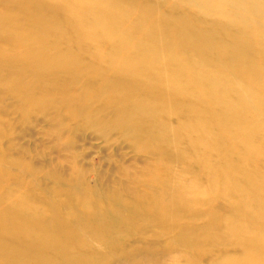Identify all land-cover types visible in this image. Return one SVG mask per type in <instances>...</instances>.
<instances>
[{"label": "rangeland", "instance_id": "obj_1", "mask_svg": "<svg viewBox=\"0 0 264 264\" xmlns=\"http://www.w3.org/2000/svg\"><path fill=\"white\" fill-rule=\"evenodd\" d=\"M32 1L0 0V14L3 15H0V211L11 216L13 208L18 209L15 216H18L19 220L27 218V222L29 221L25 228L24 226L19 227L22 232L16 229L15 238L10 241L5 240L14 249L20 247L28 250L24 259L22 258L23 260L21 259L17 264H224L231 256H233L232 258L242 256L246 246L227 235V220L236 206L231 204L226 199L227 197H224L217 189H209L210 177L202 171L204 169L199 167V152L190 146L191 141L185 130V124L187 119L192 117V113L189 111L191 107H186L191 103L189 100H184L187 103L182 100V110L184 107V109L189 108V110H183V114L181 113L186 118L177 111V107L171 105L175 104V100L171 99L170 86L168 87L164 79L163 69L165 66L163 65L167 63V60H165L163 49L160 50L159 57L153 60L155 62L149 61L146 62L147 64H142L137 74L132 72L131 67H129L131 69L127 68L126 63H123L124 61L119 58L114 36L109 34L105 36L102 29L98 28L94 29L95 31L92 29L90 34L86 33V35L84 32L82 35L79 26L76 28V24L73 23L74 20L67 10L61 9L62 4L58 2L59 0H54L55 3L58 2L56 4L52 3L53 0ZM97 1L101 4V7L96 9L97 17L111 24L117 23L116 26L121 25L124 21L121 15L134 21L140 18L139 10L145 11L144 18L149 16L147 21L150 20V23L158 26L154 25L153 33L150 32V34L152 33L151 35L156 39L159 37L160 41H164L172 31V35L180 38L182 34L175 31L177 26H179L177 31L180 29L187 31H184L188 35L183 34V39L189 38L192 34L194 35L191 36L193 39L200 35L198 38L200 41H195L197 38L194 42H191L192 38L188 39L190 42L186 39L190 43L189 45L194 44L195 48L193 46L192 48L195 49V52L189 48L191 46L187 47L189 51L186 49L188 54L193 52L194 57L186 55V50L183 51L184 54L191 59H197L198 55L202 54L200 49L205 48V51L202 49L204 54V57L201 56L202 63H205L207 59L210 60V56H213L212 65L211 61H208V64L203 63L204 67L206 69L208 67L215 68L214 70H217L220 75L223 74L221 77L224 79L229 76L230 81L226 80L229 83L233 80L230 87L232 86L235 94L240 96L237 97L238 95L236 96L232 92V95L229 93L230 98L232 97L234 101L235 97L237 100L240 98L238 101L236 100L240 107L244 104L242 107L244 112L255 125V135L259 133L258 138L255 137V139L258 144L260 143L259 148L264 150V138H262L264 137V114L260 113V111L264 113L261 100L264 97L262 92L264 77L247 74L249 66L255 61L258 63L255 65H262L264 54H252L243 46L252 45L251 37L246 38L240 36L241 34H236L235 29L228 26L226 18H222L223 21L216 17L213 18L214 15L206 11L202 0ZM105 3L109 5V8L108 5L105 6ZM125 3L131 4L130 7ZM124 4L126 8L123 6ZM33 5L37 8H32ZM49 5L50 8L47 7ZM142 6H145L144 9L141 8ZM24 7L29 10L35 9L44 14L41 16L48 18L47 21H44L46 26L47 24L50 28L54 26L53 29L58 30L59 32L56 31L58 34L56 33V36L54 34L50 36V34L45 38L46 40L44 39V43L36 44L38 47L35 45L36 47L33 48L32 45L31 48H28L32 41L29 40L31 36H28V32L32 29L30 27L36 26V23L41 26L42 23H40L41 20L33 19L29 25L34 23L29 26L28 22L31 21V18L29 19L23 14ZM21 8L22 10H20ZM149 8L154 9L149 11ZM128 9L131 15H129ZM99 10L102 15H107L102 17ZM5 11L7 14H3V12L6 13ZM134 11L137 12L138 17ZM149 12L156 16L149 15ZM209 13L212 17L208 16ZM116 14L120 15L121 18L118 17V19H121V22L117 20ZM163 17L164 21H161ZM109 18L114 19L110 20ZM50 20L53 21V25L52 23L49 25ZM56 20L59 22L57 23ZM69 21L75 25L72 26ZM165 21L167 23H163ZM158 22L165 27H160ZM24 25H26L25 28ZM39 26L37 25L36 28ZM169 27L175 29L170 32ZM36 28L34 27V29ZM164 28H168L170 34ZM68 31L69 33H67ZM161 31H167L169 35L165 33L166 35L161 37L163 34ZM93 32L96 33L98 39L94 37ZM92 33L93 38L89 36ZM70 34L77 40H72ZM33 35L36 36L35 33ZM23 36L25 39H22ZM64 37L67 39L66 43ZM86 37L88 38L86 39ZM134 37L137 38L136 41L141 40L137 41L141 47H148L149 43L143 35L137 34ZM26 39L30 42H26ZM68 39H71V42ZM201 39L206 42H202ZM243 39L246 41L244 40V42ZM24 40L25 42H23ZM73 42L81 43H78V46L71 44ZM109 42L115 43V46H110ZM56 43H61L62 46ZM75 46L79 47V58ZM200 46L204 47L200 48ZM251 47L255 48L254 45ZM113 49L114 51H112ZM215 49H220V51L216 50V53ZM237 49L238 51H236ZM145 50L148 53L149 48H145ZM115 51L117 56L116 53L114 54ZM204 52L209 53V58L205 56ZM57 53H62L61 56L58 55L60 63L57 61V64H53L54 66L49 64V67L43 68V72L40 73L43 76L38 78L39 72H35L38 70L35 59L38 56L47 59L48 56ZM110 54L113 55V59L115 58L113 61L117 63V67L122 65V71L118 70L122 74L118 73L116 76L117 69L115 72L114 68L113 71L110 68L112 72L108 70L109 61L113 63L112 58L108 60L109 57H112ZM30 56L32 59L29 58ZM99 59L98 65L96 61ZM163 59L166 63L161 62ZM215 59L219 66L214 63ZM32 61L36 67L32 66ZM236 62L240 63V66L243 65L242 69H245L246 73L240 72V66H237ZM116 66L113 67L117 68ZM120 66L119 68H121ZM217 67L221 68L217 69ZM80 71L83 75H80ZM123 72H126V75ZM78 74L82 77L79 78ZM128 74L136 78L134 79ZM244 79L247 81L242 84ZM253 80L255 82L259 80L258 84H254L255 87L257 86L256 89L252 85ZM148 81L153 83V91L150 90L152 84H149ZM245 84L247 85L245 86ZM130 88H132L131 92ZM66 89L69 91L68 94ZM124 89L127 92L122 94L125 92ZM154 89L158 94L154 93ZM255 90L257 91L255 92ZM136 91L142 96L135 93ZM87 92L88 94H86ZM133 92L136 96L134 99H138V102L131 101L133 98L127 97L132 96ZM127 93L129 94L127 95ZM157 95L158 97H156ZM147 97H151L150 100H145L146 103L143 102ZM115 99L116 102H114ZM258 100H261L260 103ZM256 101L260 105L257 106ZM141 102H143V106L140 105ZM159 103L162 107L158 106ZM133 104L136 106L133 107ZM135 107L136 109H134ZM153 107L155 111L152 109ZM159 107L161 110L163 109L162 114ZM124 109L128 111H124ZM180 110L181 108H179ZM129 111L132 115L135 112L140 117L139 123L138 117H135L137 115L134 114L130 117L131 114H127ZM187 111L191 115L190 117L185 114ZM155 112L157 113L156 118L152 120L151 116L155 117ZM128 117H130L129 120L133 119L134 121L137 118V122L132 121L135 126H138L135 127L129 120L127 123ZM150 117L151 119H149ZM122 120L124 121L122 122ZM156 120L158 121L156 122ZM156 123L158 124L156 125ZM152 125L157 126L154 128L155 131ZM133 126L134 128H132ZM160 126L164 129H161ZM141 127L143 130L139 135ZM151 136H154L155 139ZM258 139H262L263 142ZM228 151L229 154H232L233 146L228 148ZM261 155H264V151L261 152ZM257 158L255 154L250 156L252 163L249 167L255 168L258 172L260 170L259 173L264 177V160L259 155ZM220 165L224 171H228L231 167L230 158L222 159ZM257 165H260V167L258 166L259 170L255 167ZM34 222L42 223L43 227L54 233L58 240L57 244L47 245L48 248L58 246V249L46 251V255L50 259L52 258L48 263H40L38 256L34 254L41 244ZM1 238H5V235L1 233L0 228V240ZM3 245L4 243L0 244L3 249L0 248V264H12L13 260L3 259L5 254ZM3 251L4 253H2ZM4 257L8 258L6 255Z\"/></svg>", "mask_w": 264, "mask_h": 264}, {"label": "bare ground", "instance_id": "obj_2", "mask_svg": "<svg viewBox=\"0 0 264 264\" xmlns=\"http://www.w3.org/2000/svg\"><path fill=\"white\" fill-rule=\"evenodd\" d=\"M15 1V0H14ZM30 1V0H28ZM34 1V0H33ZM32 1V2H33ZM37 1V0H36ZM39 1V0H38ZM110 1V0H109ZM123 1V0H121ZM120 1V2H121ZM186 1V0H185ZM201 1V0H200ZM20 2V1H19ZM17 2V3H19ZM59 3L62 4V8L61 9H66L67 10V13L71 16V18L74 20L73 23L76 24V28H78L79 26V30L81 31L82 35L83 33L84 34H90V31H95L94 29L98 28V29H102V31L104 32L103 34H105V36L107 34L109 35H112L114 36L115 38V42L117 43L116 47L118 48H115L118 50V54L116 53V51L114 52V54L116 53V56L118 55L119 58L124 61L123 63H126V65L128 66L127 68L131 67L132 68V72H135V73H139L140 71V66L146 62H149V61H153L154 59H156V57L158 58L159 56V53H160V50L163 49V51L165 52V56H166V59L165 57H163L165 60H167V63L165 62V60H161V62H165L166 64H164L163 66H165V69H163L162 71L164 72V76H165V83L168 85V87L170 86V90H171V99L172 100H175L174 103L175 104H171L173 107H177V111L181 114H183V110L186 111V109L183 108L182 110V104H183V101L185 100H189V102L191 103L190 105L188 104V106L186 107H191L190 110L189 108L187 110L191 111L192 113V117L187 119L185 122V130L187 131V134L190 138V146L194 147V149H197L198 152H199V155L198 157V160H199V167H201L202 171H204L205 173H207L209 175V189H217V191H219L221 194H223L224 197H227L226 199H228L230 201L231 204H233L234 206H236V208L233 210V212L231 213V215H229L228 217V220H227V229H228V236L233 238V239H236L239 243H242L244 244V246H246L244 249L245 251L243 252V255L240 256V257H234L232 258L233 256H231L230 259H228L226 262H224V264H264V177L261 176V174L259 173L260 172V165H257L255 167H257V170H255V168L251 169L249 167L250 163V156L254 155L257 156L259 155V157L261 156L262 159L264 160V155L262 156L261 155V152L262 149H260V143L258 144L257 140L255 139V137L258 138V134L255 135L256 131H255V125L253 124V122L248 119L247 117V113L244 112L243 108L244 107V104L243 106L241 105V107L239 106V104L236 102L237 100V97H239L240 95L238 94H235L236 92L234 91V89L232 88V86L230 87V84L232 85V81L229 83L227 82L226 80H229L230 77L227 76V79L225 78H222L221 76L223 74L220 75V73L217 71V70H214L213 67L212 69L208 67V69H206V67H204L203 63H202V57H204V54H203V50L205 51V48H202L200 49L202 54L198 53V57L197 59L196 58H189L191 55L194 57L193 55V52L188 54V49L187 47L188 46H191L189 45L190 41L188 39L192 38L191 36H189V38L186 37V39L189 41H187L186 39H183V34H185L184 31L186 30H183V29H180V30H176V29H179L177 26L175 31L178 33L180 32L179 34H182L181 37L182 39L178 37H176L175 35H172L173 33V29H170L171 27H169L170 29V32H171V35L170 32H169V29H165L164 30H168L169 34L166 32H162L164 31L162 29V35L161 37L167 33L169 36L166 37V39L164 41H160L157 37L154 38V36H152L151 34L153 33V26L155 25L154 23H150L148 20V17L149 16H146L147 18L145 19L144 16H145V11H141L139 10V16L140 18L137 19V20H134V21H131L128 17H123L121 15V17L123 18L124 21H121L124 23H122L121 25H115L117 23H114V24H111L109 22H106L100 18L97 17V14H96V9L101 7L99 1L97 0H62V1H58ZM56 2V3H58ZM103 2V1H101ZM124 2V1H123ZM202 4H204V7L206 8V11L208 12H211L213 16V18H219V20L222 18L223 19H227L228 21V26H230L232 29H235L234 32H236V34H241L240 36H243V37H251V40H252V45L251 44H246V45H243L246 47V49L248 51H251L252 54H264V0H202L201 1ZM21 3V2H20ZM37 3V2H36ZM40 3V2H39ZM54 4H56L53 0ZM104 3V2H103ZM107 3V2H106ZM105 3V6H107ZM144 3V2H143ZM30 4V3H29ZM119 4V3H118ZM126 4V3H125ZM123 5L124 7L126 5ZM20 5V4H19ZM21 5H23L21 3ZM20 5V7H21ZM40 5V4H39ZM43 5V4H41ZM40 5V6H41ZM104 5V4H103ZM121 5V4H119ZM129 5V4H128ZM131 5V4H130ZM130 5L128 7H130ZM140 5V4H138ZM144 5V4H143ZM24 6V5H23ZM26 6V5H25ZM36 6V4H35ZM33 5L32 8L35 7ZM178 6V5H177ZM29 7V6H27ZM26 7V8H27ZM37 7H38V3H37ZM35 7V8H37ZM44 7V6H43ZM50 8V5L47 6ZM114 7V6H113ZM112 7V8H113ZM132 7V6H131ZM143 7L145 6H142L141 8L144 9ZM24 7V15H26V17H29V19L31 20L30 22H28V25L33 21V19L35 20H41L40 23L41 26H39V23L37 24L36 23V26L38 25L39 27L36 28V26H34L36 29H34V27L32 26V23L31 25L29 26H32L30 28V31L28 32V36H31V38H29V40H32L31 41V46L28 47V48H31L32 45H33V48L34 47H38L39 43L43 42L44 39L49 36H52V34H58V30H54L53 27L50 28L47 24L46 26V22L44 23V21H47L46 17L44 18L43 16L41 15H44V14H41L39 13L40 11H36L35 9H26ZM31 8V7H30ZM39 8V7H38ZM41 8V7H40ZM108 8H109V5H108ZM116 8V7H115ZM120 8V7H119ZM126 8V7H125ZM200 8V7H199ZM198 8V9H199ZM123 9V8H122ZM121 9V11H122ZM133 9V8H132ZM135 9V8H134ZM154 9V8H152ZM152 9H148L149 11H151ZM201 9V8H200ZM22 10V8L20 9ZM35 10V11H34ZM98 10V9H97ZM111 10V9H110ZM108 10V11H110ZM146 12H148L147 9H145ZM203 10V9H201ZM100 11V10H99ZM114 11V10H113ZM127 11V9H126ZM124 11L127 15L128 13ZM129 11V9H128ZM6 12V11H5ZM23 12V11H22ZM106 12V11H105ZM117 12V11H116ZM123 12V11H122ZM130 12V11H129ZM136 11H134L135 13ZM154 12V10H153ZM101 13V16L104 17L106 15H102V12L100 11ZM132 13V14H134ZM155 13V12H154ZM154 13H152L154 15ZM199 13V12H198ZM203 13V11H202ZM3 14H7L3 12ZM48 14V13H47ZM110 14V13H109ZM204 14V13H203ZM202 14V16H204ZM2 15V13L0 14ZM51 15V14H50ZM114 15V14H113ZM112 15V17H113ZM131 15V12L130 14ZM137 16V12L135 14ZM133 15V16H135ZM149 15H151V12H149ZM151 15V16H153ZM211 15L210 13L208 14V16ZM211 15V17H212ZM3 16V15H2ZM116 18L117 20L118 17V14H116ZM135 16V17H136ZM150 16V17H151ZM156 16V14H155ZM153 16V17H155ZM1 17V16H0ZM119 17V18H121ZM138 17V16H137ZM6 18V16H5ZM4 18V19H5ZM69 18V16H68ZM70 18V19H71ZM3 19V20H4ZM45 19V20H44ZM57 19V18H56ZM110 19V18H109ZM114 19V18H112ZM110 19V20H112ZM151 19V18H150ZM159 19V18H158ZM164 19L161 18V21H164L162 20ZM35 20V21H36ZM119 20V21H120ZM152 20V19H151ZM166 20V18H165ZM216 20V19H215ZM2 21V20H1ZM51 21V22H50ZM48 22L49 25L53 22L52 20H50ZM108 21V20H107ZM114 21V20H113ZM118 21V23H119ZM120 21V22H121ZM154 21H158V20H154ZM160 21V22H161ZM223 21V20H222ZM226 22V20H224ZM57 22V20H56ZM59 22V21H58ZM57 22V23H58ZM70 22V21H69ZM111 22V21H110ZM115 22V21H114ZM5 23V22H4ZM57 23L54 25H57ZM72 24V22H70ZM159 23V22H158ZM163 23H167L166 21L163 22ZM75 24H72L75 25ZM120 24V23H119ZM160 24V23H159ZM4 25V24H3ZM1 25V26H3ZM26 25H27V21H26ZM24 25L23 27L25 28ZM53 25V23H52ZM68 25V24H67ZM163 25V24H162ZM180 27H181V24H179ZM71 26V27H72ZM156 26V25H155ZM154 26V27H155ZM28 27V26H27ZM56 27V26H55ZM59 27V26H58ZM68 27V26H66ZM70 27V28H71ZM158 27V26H156ZM160 27H165V26H161L160 24ZM73 28V27H72ZM194 28V27H193ZM193 28H191L193 30ZM75 29V28H74ZM195 29V28H194ZM36 30V31H35ZM66 30V29H65ZM77 30V29H76ZM75 30V32H76ZM77 30L79 33L80 31ZM160 30V28H159ZM183 30V31H182ZM198 30V29H197ZM229 30V29H228ZM22 31H24V29H22ZM26 31H28L26 29ZM58 31V32H56ZM158 31V30H157ZM200 31V30H198ZM198 31H195V32H198ZM25 32V31H24ZM77 32V33H78ZM97 32V30H96ZM150 32H152L150 34ZM187 32V31H186ZM27 33V32H26ZM36 34V36H34L33 34ZM65 33V32H64ZM69 33V31L67 32ZM78 33V34H79ZM80 33V34H81ZM94 33V32H93ZM93 33L92 35H89L90 37L92 36L93 38ZM160 33V32H159ZM231 33V32H230ZM60 34V33H59ZM86 34V35H87ZM143 35L144 36V39L146 41H148V47H141L139 45V41L137 43L136 39L134 36L135 35ZM176 34V33H175ZM235 34V35H236ZM68 35V34H67ZM94 37L97 38V35L96 33H94ZM166 35V34H165ZM188 35V34H187ZM199 35V33H198ZM227 35V34H226ZM225 35V36H226ZM56 36V35H55ZM58 36V35H57ZM60 36V35H59ZM77 35L75 34V37ZM80 37V35H78ZM88 36V37H89ZM156 36V34H155ZM158 36V35H157ZM194 36V35H193ZM200 36V35H199ZM198 36V38H200ZM211 36V35H210ZM69 37V36H68ZM70 37L73 39H75L74 37H72V35L70 34ZM86 37V39L88 38ZM89 37V39H90ZM160 37V38H161ZM202 37V36H201ZM208 37V36H207ZM20 38V37H19ZM50 38V37H49ZM53 38V37H52ZM66 37H64V40L65 43L67 42V39H65ZM149 40H148V39ZM197 38V36L195 37V39ZM193 39L191 40V42H194L199 40V39ZM205 38V37H204ZM209 38V37H208ZM241 38V37H240ZM21 39V38H20ZM22 39H25L24 36ZM48 39V38H47ZM95 39V38H94ZM98 39V38H97ZM164 39V38H163ZM17 40V39H15ZM27 40V39H26ZM29 40H27L26 42H30ZM46 40V39H45ZM50 40V39H49ZM63 40V41H64ZM69 40V39H68ZM77 40V38L75 39V41ZM79 40V39H78ZM80 40L81 37H80ZM79 40V41H80ZM226 40V39H225ZM245 39H243L244 41ZM71 42V39L69 40ZM105 41V39H104ZM200 41V40H199ZM202 42H204L202 39H201ZM209 41L212 42V40L209 38ZM235 41V40H234ZM246 41V40H245ZM244 41V42H245ZM14 42V41H13ZM16 42V41H15ZM25 42V40L23 41ZM56 42V41H55ZM59 42V41H58ZM57 42V43H58ZM83 42V41H82ZM93 42V41H92ZM108 42V41H107ZM206 42V41H205ZM204 42V43H205ZM249 42V41H248ZM44 43V42H43ZM45 43H47V41H45ZM54 43V42H53ZM56 43V44H57ZM62 43V42H61ZM61 43L57 44V45H61ZM78 43H81V42H78ZM78 43H71V44H76L78 45ZM225 43V42H224ZM250 43V42H249ZM38 44V45H36ZM64 44V43H63ZM109 44H111L109 42ZM113 44V45H112ZM110 46H115V43H112ZM192 46L194 47V44L191 43ZM196 44V43H195ZM202 44V43H201ZM223 44V43H222ZM36 45V46H35ZM71 45V46H73ZM199 45V44H198ZM203 45V44H202ZM205 45V44H204ZM254 45V49L251 47V46ZM62 46V45H61ZM60 46V47H61ZM79 46V45H78ZM76 47L77 48V56L79 58V54H78V48L79 47ZM85 46V45H84ZM109 46V47H110ZM191 48V50H195L194 48ZM197 46V45H196ZM214 48H215V44L213 45ZM223 46V45H222ZM225 46V45H224ZM230 46V45H228ZM243 46H240V47H243ZM16 47H19V46H16ZM25 47V46H24ZM24 47H22V49H24ZM81 47V46H80ZM199 48V46H197ZM201 47H204V46H200ZM208 47V46H207ZM21 48V47H19ZM26 48V47H25ZM57 48V46H56ZM82 48V47H81ZM91 48V47H90ZM104 48V47H103ZM111 48V47H110ZM109 48V49H110ZM145 48H149V51L148 53H146L145 51ZM217 48V47H216ZM222 48V47H220ZM227 48V47H226ZM231 48V47H230ZM63 49V48H62ZM87 49V48H86ZM89 49V48H88ZM93 49V48H92ZM107 49V48H105ZM188 51H187V50ZM224 49V48H223ZM233 49V48H231ZM230 49V50H231ZM25 50V49H24ZM57 50V49H56ZM71 50V49H70ZM80 50V49H79ZM104 50V49H103ZM187 51V54L186 55H189V57L184 54L183 51ZM216 50H219L220 49H215V52ZM26 51V50H25ZM29 51H31V49H29ZM76 51V50H75ZM81 51V50H80ZM82 51H83V48H82ZM107 51V50H106ZM114 51V49L112 50ZM198 51V50H196ZM238 51V49L236 50ZM28 52V51H26ZM36 52V50H35ZM109 52V51H107ZM195 52V51H194ZM207 52V51H206ZM31 53V52H30ZM64 53V52H63ZM104 53V52H103ZM163 53V52H162ZM186 53V52H185ZM205 53V52H204ZM217 53V52H216ZM222 53V52H220ZM239 53V52H238ZM28 54V53H26ZM37 54V53H36ZM62 53H57V54H54L52 56H48L47 59H44V58H40L38 56V58L35 59V65L37 66H34L33 63L34 61H32V66L33 67H36L38 68V70L40 71H35V72H39L36 73L38 74V78H40L41 75L40 73H42L43 71V68L47 67L49 64H52V66H54L53 64H57V61H58V55H60ZM107 54V53H106ZM112 54V53H111ZM112 57H109L108 55V60L112 58V62L110 63V67L108 70H110V68H112L111 70L113 71V68H114V72L116 71L117 69V73L115 72L116 76L117 74L122 71V65H118V67L116 66L117 63L115 64L113 60H115V58L113 59V55H111ZM195 54V53H194ZM209 54V53H208ZM208 54L205 53V56L208 57ZM219 54V53H218ZM240 54V53H239ZM30 55V54H29ZM35 55V54H34ZM44 55V54H43ZM65 55V54H64ZM211 55V54H210ZM209 55V56H210ZM221 55V54H220ZM235 55V54H233ZM243 55V53H242ZM241 55V56H242ZM41 56V55H40ZM46 56V55H45ZM44 56V57H45ZM61 56V55H60ZM63 56V55H62ZM104 56V55H103ZM115 56V57H116ZM196 56V55H195ZM237 56V55H235ZM32 56H30L29 58H31ZM35 57V56H34ZM43 57V56H42ZM66 57V56H65ZM213 57V56H212ZM212 57L210 56V60H208L206 57V61L205 63L208 64V61H211L210 64L212 65ZM231 57H234V56H231ZM46 58V57H45ZM71 58V57H69ZM227 58V57H226ZM230 58V57H229ZM235 58V57H234ZM260 58V57H259ZM32 59V58H31ZM62 59V58H61ZM94 59V58H93ZM96 59V58H95ZM101 59V58H100ZM100 59L99 61H96L97 64L98 62H100ZM105 59V58H104ZM231 59V58H230ZM67 60V58H66ZM220 60V59H219ZM226 60V59H225ZM246 60V59H245ZM244 60V61H245ZM79 61V60H78ZM204 61V60H203ZM216 61V59H215ZM221 61V60H220ZM227 61V60H226ZM238 61V59H237ZM240 61V59H239ZM255 61V59H254ZM60 63V61H58ZM118 62V60H117ZM120 62V61H119ZM155 62V61H153ZM214 62V61H213ZM233 62V61H232ZM241 62V61H240ZM250 62V61H248ZM253 62V60H252ZM258 62H260L258 60ZM63 63V61H62ZM66 63V62H65ZM67 63H70V61H67ZM103 63V62H102ZM106 63V61H105ZM108 63V64H109ZM204 63V64H205ZM218 65L217 61L214 62ZM226 63V62H225ZM237 63V62H236ZM256 64H258L256 61H255ZM252 64L251 66H249V69L247 70V74H250L252 76H260L262 75V77H264V73H263V70H264V61L262 62V65H255ZM261 63V62H260ZM92 64V63H91ZM90 64V65H91ZM106 64V65H108ZM113 64V65H112ZM115 64V65H114ZM121 64V63H120ZM147 64V63H146ZM152 64V63H151ZM222 64V63H221ZM231 64V63H230ZM233 64V63H232ZM239 64V65H238ZM247 64V63H246ZM82 65V64H81ZM99 65V64H98ZM97 65V66H98ZM235 65V64H234ZM237 66H240V63H237L236 64ZM242 65V63H241ZM51 66V65H50ZM51 66V67H52ZM61 66V65H60ZM76 66V65H74ZM84 66V65H82ZM81 66V67H82ZM89 66V65H88ZM109 66V65H108ZM112 66V67H111ZM113 66H116L117 68L113 67ZM119 66L121 68H119ZM148 66V65H147ZM151 66V65H149ZM49 67V66H48ZM87 67V66H86ZM93 67V66H92ZM211 67V66H210ZM40 68V69H39ZM78 70L77 67H75ZM119 68V69H118ZM126 68V67H125ZM129 68V69H131ZM221 67H217V69H219ZM237 68V67H236ZM244 68L243 65L240 66V72L242 71V73H246L244 72L245 69H242ZM35 69V68H34ZM80 69V68H79ZM107 69V68H106ZM121 69V70H120ZM150 69V68H149ZM223 69V68H222ZM225 69V68H224ZM47 70V69H45ZM110 70V71H111ZM120 70V71H118ZM125 70V69H123ZM127 70V69H126ZM221 70V69H220ZM229 70V69H227ZM82 71V69H81ZM80 71V75H83L84 71L81 72ZM86 71V70H85ZM89 71V69L87 68V72ZM111 71V72H112ZM131 71V70H130ZM161 70H159L160 72ZM223 72V70H221ZM220 71V72H221ZM225 71V70H224ZM86 72L87 75H89L88 73ZM90 72H92V70H90ZM94 72V71H93ZM127 72V71H126ZM126 72L124 73L126 75ZM145 72V71H144ZM221 72V73H222ZM130 73V72H129ZM161 73V72H160ZM226 73V72H225ZM99 74V73H98ZM102 74V73H101ZM119 74H122L119 73ZM229 75V74H227ZM79 76V74H78ZM77 76V80L82 77V76H79L78 78ZM91 76V75H90ZM121 76V75H120ZM128 76L130 77H134V79L136 78L135 76H131V74H128ZM162 76H163V73H162ZM161 76V77H162ZM84 77V76H83ZM93 77V76H92ZM99 77V76H98ZM129 77V78H130ZM141 77V76H140ZM229 77V78H228ZM85 78V77H84ZM83 78V79H84ZM247 78V77H246ZM252 78V77H251ZM257 78V77H256ZM86 79V78H85ZM161 79V78H160ZM239 79V77H238ZM243 79V78H242ZM249 79V78H248ZM258 79V78H257ZM142 80V79H141ZM144 80V79H143ZM252 80V79H251ZM261 80V79H260ZM263 80V78H262ZM138 81V80H137ZM230 81V80H229ZM244 80H242V84L245 83ZM259 81V80H257ZM255 82L253 80V84H258V82ZM143 82V81H142ZM149 84L151 83V81H148ZM164 82V81H163ZM255 82V83H254ZM264 82V80H263ZM261 82V83H263ZM137 83V82H135ZM147 83V82H146ZM145 83V86L147 87ZM241 83V82H240ZM260 83V82H259ZM152 86H151V89L149 87L150 90H152L153 88V83H151ZM241 84V85H242ZM264 84V83H263ZM138 85V84H137ZM247 84H245L246 86ZM262 85V84H261ZM261 85L259 86L261 88ZM123 87H125L124 85H122ZM139 86V85H138ZM144 86V87H145ZM264 87V85H262ZM104 87V86H103ZM122 87V88H123ZM155 87V86H154ZM243 87V86H242ZM252 88V86H250ZM255 87V85H254ZM253 87V89H254ZM262 87V92L264 93V89ZM133 88V87H132ZM132 88H130L131 90H129L130 92L132 91ZM139 88V87H138ZM163 88V86H162ZM233 90H232V89ZM257 88V86L255 87V89ZM62 89V88H61ZM142 90V88H140ZM164 89V88H163ZM252 89V90H253ZM64 90V89H62ZM67 90V89H66ZM125 92H122V94L126 93V89H124ZM134 90V88H133ZM147 90V89H146ZM247 90V89H246ZM68 91V90H67ZM67 91H64V92H67ZM122 91V90H121ZM135 91V90H134ZM153 91V90H152ZM157 90L154 89V93H157L158 92H155ZM240 91V90H239ZM249 92H251L250 90H248ZM247 91V92H248ZM257 90H255L256 92ZM129 92V93H130ZM237 96V97H233L234 99H236L235 101L232 100V97L230 98V95L229 93L232 95L233 93ZM259 92V91H258ZM61 93V92H59ZM69 93V91L67 92V94ZM127 93V95L129 94ZM135 93H138V91H136ZM168 93H169V90H168ZM253 93H254V90H253ZM260 93V92H259ZM258 93V96L260 97V94ZM262 93V95H263ZM64 94V93H63ZM88 94V92L86 93ZM119 94V93H118ZM134 92L132 93V96H127L129 98H133L131 101H135L136 99H134L136 96ZM140 93H138L139 95ZM147 94V93H145ZM170 94V93H169ZM248 94V93H247ZM117 95V94H116ZM141 95V94H140ZM229 95V96H228ZM234 95V96H235ZM253 95V94H252ZM68 97H70V95H67ZM88 96V95H87ZM126 96V95H125ZM135 96V97H134ZM142 96V95H141ZM148 96V95H147ZM152 96V95H151ZM249 96V95H247ZM63 97H65L63 95ZM83 97V96H82ZM116 97V96H115ZM114 97V98H115ZM122 97V95H121ZM139 97V96H138ZM149 97V96H148ZM142 98L144 99L143 102L145 100H150V98ZM158 97V95L156 96ZM156 97H153V99ZM160 97V96H159ZM250 97H251V94H250ZM161 98V97H160ZM174 98V99H173ZM253 98V96H252ZM251 98V99H252ZM261 98V97H260ZM113 99V98H112ZM141 99V101H142ZM240 98H238L239 100ZM254 99V98H253ZM258 99V98H257ZM120 100V99H119ZM138 100V99H137ZM136 100V101H137ZM152 100V99H151ZM158 100V99H156ZM160 100V99H159ZM183 100V101H182ZM237 100V101H238ZM262 100V107L264 109V97L261 99ZM260 100V101H261ZM139 101V100H138ZM137 101V102H138ZM153 101V100H152ZM155 101V100H154ZM184 101V102H185ZM260 101L258 100V102L260 103ZM116 102V99L115 101ZM121 102V101H120ZM123 102V100H122ZM136 102V103H137ZM143 102H141L140 105L143 104ZM147 101H145L146 103ZM149 102V101H148ZM156 103H158L157 101H155ZM240 102V101H239ZM243 102V101H242ZM257 102V101H256ZM257 102V103H258ZM144 103V104H145ZM152 103V102H151ZM161 103V101H160ZM160 103L158 106H160ZM182 103V104H181ZM187 103V102H185ZM241 103V102H240ZM244 103V102H243ZM255 103V101H254ZM257 104L260 105V104ZM38 104V103H37ZM124 105V103H122ZM131 104V103H130ZM162 104V103H161ZM249 104V103H248ZM115 105V104H114ZM119 105V103H118ZM116 105V106H118ZM121 105V104H120ZM122 105V106H123ZM148 105V104H147ZM163 105V104H162ZM162 105L160 107H162ZM115 106V107H116ZM131 106V105H130ZM136 106V104L134 105L133 104V107ZM143 106V105H142ZM146 106V104H145ZM247 106V105H246ZM124 107V106H123ZM132 107V108H133ZM149 107V106H148ZM159 107V108H160ZM171 107V106H170ZM249 107V106H248ZM126 108V107H125ZM147 108V106H146ZM179 108H181V110L179 111ZM242 108V109H241ZM257 108V107H256ZM261 108V107H259ZM116 109V108H115ZM128 109V108H127ZM126 109V110H127ZM136 109V107L134 108ZM154 111V107L152 108ZM171 109H174V108H171ZM124 109V111H126ZM144 110V108H143ZM149 111V109H147ZM145 110V111H147ZM123 111V110H122ZM123 111V112H124ZM128 111V110H127ZM137 111V110H136ZM152 111V110H151ZM150 111V112H151ZM153 111V112H154ZM160 111H161V114L163 113V109L161 110L160 108ZM173 111V110H172ZM176 111V112H177ZM183 111V112H182ZM260 111V110H258ZM175 112V111H174ZM159 113V112H158ZM178 113V114H179ZM261 115H263L264 113H262L260 111ZM127 114H131L130 111L129 113ZM134 114H136L134 112ZM134 114L132 116H134ZM137 114H139V112L137 111ZM136 114V115H137ZM147 114V113H146ZM181 114V115H182ZM185 114L189 115L188 111L187 113L185 112ZM156 115L157 113L155 112V117L151 116L152 117V120H154V118H156ZM180 115V116H181ZM187 115V117H188ZM125 116V115H124ZM127 116V115H126ZM125 116V117H126ZM148 116H150L148 114ZM185 117V115H182ZM191 115H189L190 117ZM127 119V123H128V120L129 118ZM135 117H138L135 116ZM151 117L149 119H151ZM259 117V116H258ZM186 118V117H185ZM256 118V117H255ZM123 119V118H122ZM125 119V118H124ZM139 121L138 123L140 122V117H138ZM184 119V118H183ZM133 119H130L129 121H132ZM135 120V121H136ZM147 120H148V117H147ZM185 120V119H184ZM124 120H122L123 122ZM134 121V120H133ZM130 122L131 124L133 123ZM134 121V122H135ZM136 121V122H137ZM149 121V120H148ZM158 120H156L157 122ZM150 122V121H149ZM160 122V120H159ZM126 124V122H124ZM129 123V124H130ZM137 123V124H138ZM142 123V121H141ZM161 123V122H160ZM255 123V122H254ZM259 123V121H258ZM263 123V121H262ZM123 123H121L122 125ZM150 124V123H149ZM158 123H156L157 125ZM120 125V126H121ZM128 125V124H126ZM134 125V123L132 124ZM142 125V124H141ZM153 126V129L157 126ZM161 125V124H160ZM123 126V125H122ZM135 126V125H134ZM134 126L132 128H134ZM138 126V125H137ZM135 126V127H137ZM262 126V125H260ZM126 127V126H125ZM144 127V126H143ZM146 127V126H145ZM161 127V126H160ZM165 127V126H164ZM123 128V127H122ZM130 128V129H132ZM163 127H161L162 129ZM164 129V128H163ZM181 129V128H180ZM137 130V128H136ZM135 130V131H136ZM142 130L143 128L141 127V130L139 131V135H141L142 133ZM129 131V130H128ZM155 131V129H154ZM137 132V131H136ZM178 132V131H177ZM180 132V131H179ZM138 133V132H137ZM156 134V133H155ZM156 136V135H154ZM152 137L155 139V137ZM159 136V134H158ZM177 136V134H176ZM182 136V135H181ZM184 136V135H183ZM145 137V136H144ZM157 137V136H156ZM164 137V136H163ZM260 137V136H259ZM262 137V136H261ZM260 137V138H261ZM151 138V139H152ZM181 138V137H180ZM178 138V139H180ZM183 138V137H182ZM181 138V139H182ZM264 138V137H262ZM177 139V140H178ZM180 139V141H181ZM256 140V141H255ZM260 141H262V139H258ZM178 141V142H180ZM235 141V142H234ZM156 142V141H155ZM263 142V141H262ZM165 143V142H163ZM156 145V143H155ZM231 146H233V151H232V154H229L228 152V148H230ZM160 147V146H159ZM262 147V145H261ZM161 148V147H160ZM257 154V155H256ZM230 158L231 160V167L228 171H224L223 170V167L222 165H220V161L223 159H228ZM259 159V158H257ZM261 159V160H262ZM259 161V160H258ZM262 163V162H261ZM260 164V163H259ZM264 164V163H263ZM253 165V164H251ZM262 165V164H261ZM254 166V165H253ZM259 166V167H258ZM201 171V172H202ZM242 180V181H241ZM215 192V191H214ZM23 205V203H22ZM20 207V205H19ZM18 208V207H17ZM1 209V208H0ZM20 209V208H19ZM237 209V210H236ZM17 210L18 209H14L13 208V211H12V215L11 216H8V214H4V213H1L0 211V228H1V233H3L5 235V238H1L0 240V244H3L4 243V251H5V254L3 255V259H8V261L10 260H13L12 261V264H17L22 258L24 259V255H26V253L28 252L27 249H23V248H12L11 246L8 245L6 241H10V239H13L15 238L14 236V232L17 231L16 229H19L20 226H24L25 228V225L27 223H29V221L27 222V218H22V219H18V216H15L17 214ZM11 214V213H10ZM241 216V217H239ZM21 217V216H20ZM37 217V216H35ZM31 221V220H30ZM35 221V220H34ZM19 223H21V225H19ZM31 223V222H30ZM35 223V222H34ZM38 223V222H37ZM35 223L34 224V227L35 229L37 230V234L39 236V242L41 243L40 246L37 248V251H34V254L38 256V260H40V263L43 262V263H48L50 262V259L46 254V251H48V249H58V246H56V248H48L47 245H54V244H57L58 240L56 238V235L54 233H52L51 231H49V229L43 227V224L42 223ZM46 225V224H45ZM29 227V226H28ZM19 231H21V228L19 229ZM22 232V231H21ZM19 232V233H21ZM24 232V231H23ZM12 234V236H11ZM16 235V234H15ZM18 236V235H17ZM16 236V237H17ZM55 242V243H54ZM6 243V244H5ZM8 246V247H7ZM2 249V247H0ZM3 250V249H2ZM4 251L2 253H4ZM59 251V250H58ZM1 253V252H0ZM6 255V257L8 258H5L4 256ZM10 258V259H9ZM22 259V260H23Z\"/></svg>", "mask_w": 264, "mask_h": 264}]
</instances>
